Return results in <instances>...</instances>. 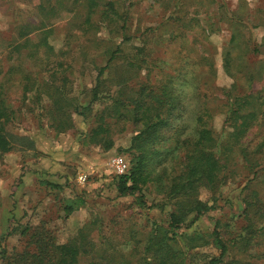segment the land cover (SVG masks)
Here are the masks:
<instances>
[{"label": "rangeland", "instance_id": "rangeland-1", "mask_svg": "<svg viewBox=\"0 0 264 264\" xmlns=\"http://www.w3.org/2000/svg\"><path fill=\"white\" fill-rule=\"evenodd\" d=\"M115 1L121 16L119 14L120 18L110 24L101 19L97 11L91 17L92 24L82 25L86 0H74V11H63L48 22L47 27L51 29L48 40L54 49L70 50L71 47L66 57L71 63L67 70L70 97L82 99L83 96L87 99L85 92L95 80V66H102L106 62L105 50L113 48L114 42L126 39L121 42L123 55L131 57L136 52L135 47L142 46L152 65L137 71L130 84L139 85L146 80L150 83L148 86L156 87L168 75H179L173 69L187 64L192 74L187 76L188 86H179L178 92L185 100L186 112L182 121L190 132L196 113L206 110L209 125L215 133L220 134L225 126V91L234 84V79L223 69L222 50L233 34L231 31L235 30L239 35L234 50L235 63L245 60L248 65L245 70H248L264 61V0ZM71 2L64 0L66 5ZM35 18V6L31 0H0L1 72L9 65L14 69L28 67L24 56L17 58L14 54L8 58L5 43L13 38L17 23ZM231 18L234 26L230 28ZM122 24L123 27H120ZM38 36L33 33L31 39L35 41ZM94 39L98 41L97 45L93 43ZM144 41L146 43L142 45ZM198 55H207L205 57L211 59L213 78L207 75L205 64L201 63ZM126 63L125 58L115 60L113 68L106 75V78L110 76L109 84L116 81L115 70L125 69ZM133 71L128 70L127 75H132ZM18 75L12 77L7 89V100L15 110L8 128L31 137L35 145L33 149H19L0 158L1 245L8 249L21 248L25 243V238L19 233L21 228H34L41 224L58 242H65L80 228L84 227L85 230L91 221L90 236L94 240H102L103 249L109 253L119 251L125 256L126 264H138L147 232L153 223L166 224L167 211L172 206L166 204L164 209L157 208L161 195L154 192L152 187L144 188L145 207H139L133 196H116L112 159L120 155L128 162V154L120 149L129 146L134 129L129 126L125 131L114 134V146L107 151L91 143H83L79 136L81 132L88 131L92 123L73 115V128L64 132L53 128L52 120L44 110L38 108L35 102L23 99L22 88L16 81ZM235 88L231 96L246 90ZM250 91L264 99V76L254 82ZM42 99L46 105L48 99L45 96ZM94 106L100 107L99 104ZM263 139L264 108L244 138L246 143L250 141L251 144L248 151H252L256 143ZM256 155L250 154L249 157ZM232 157L224 172L226 181L218 193L216 205L219 208L201 216L188 231L202 233L210 241L209 234L214 222L219 220L222 235L230 245L224 264L231 260L264 263V231L249 237V245L244 246L240 239L248 235L244 228L249 221L242 213L245 206L242 200L249 195L251 188L254 193L256 191V196L250 195L248 200L255 203L254 209L264 207V168L252 179V174L243 166L237 152ZM80 174L86 177L82 182L78 180ZM251 180L250 189H244ZM45 181L63 186L52 188ZM208 195L202 189L199 197L206 200ZM75 196L84 199L85 203L65 217L62 210L65 199ZM250 214L253 217L252 228L259 229L264 223V219L259 220L261 213L252 210ZM133 243H136V248H133ZM218 252L211 243H205L195 248L193 253L190 252L187 264H206L208 256L217 255ZM87 262L88 259L83 257L79 264ZM115 262L121 263V258L117 257Z\"/></svg>", "mask_w": 264, "mask_h": 264}, {"label": "trees", "instance_id": "trees-1", "mask_svg": "<svg viewBox=\"0 0 264 264\" xmlns=\"http://www.w3.org/2000/svg\"><path fill=\"white\" fill-rule=\"evenodd\" d=\"M31 1L35 6L36 21L27 19L17 23L13 38L5 43L8 58L14 54L17 58L24 56L28 67L19 66L14 69L9 65L4 72L0 71V158L19 149H33L35 145L31 137L8 128L15 113L7 100L8 84L15 74H19L16 81L22 88L23 99L35 102L38 108L44 110L50 116L53 128L61 132L73 128V115L92 123L89 130L81 132L79 136L83 143H91L107 151L114 146V134L125 131L129 126L134 129L135 134L131 137L129 146L120 149L129 156V168L122 175H114L116 196H133L139 207H145L144 188L152 187L154 192L161 195L157 208L164 209L166 204L172 206L167 211L166 224L153 223L147 232L138 264H187L190 252L193 253L195 248L205 243H211L219 251L217 255L208 256L206 264H224L230 245L222 235L219 220L214 222L209 234L210 241L208 236L188 230L201 216L219 208L216 205L218 193L226 181L224 172L232 161L234 152H237L243 166L252 174V179L264 168V139L256 143L250 152V141H244L264 108L261 95L250 91L254 82L264 76V61L248 70H245V60L236 64L234 50L239 35L235 30L231 31L233 34L222 50L223 69L234 79V84L225 91V126L220 134L215 133L207 119L209 113L205 110L203 113H196L194 127L188 132L187 125L182 121L186 112L185 100L178 94L179 86H188L187 76L192 74L187 64L173 69L179 75H168L156 87L148 86L150 83L146 80L139 85H131L130 80H133L137 71L152 65L142 46L135 47L136 54L131 57L123 55L121 42L126 39H120L119 42H114L113 48L105 50V64L95 66L97 73L92 87L85 92L87 99L83 96L82 99L70 97L67 70L71 63L66 57L71 47L70 50H55L48 40L51 29L47 26L49 20L56 18L61 12L74 11V0L70 5H66L64 0ZM84 7L85 18L82 25L92 24L91 17L97 11L107 24L121 16L115 0H86ZM232 26L233 18L229 19V27ZM33 33L39 35L35 41L31 39ZM93 43L97 45L98 41L94 39ZM142 43L144 45L146 41ZM205 56L207 55H198V59L201 63L204 62L207 75L213 78L212 61ZM117 58L126 59V68L116 69V81L109 84L110 76L106 78V75ZM128 70H134L132 75H127ZM235 86L246 90L231 96ZM44 96L48 99L46 105L42 99ZM256 100H260L257 105ZM96 104L100 107H95ZM250 154H257V157H249ZM252 181H248L244 189H250ZM45 182L52 188L63 186L57 182ZM202 189L209 193L206 200L199 197ZM250 195L256 196V191L254 193L252 188L242 200L245 205L242 213L249 221L244 228L248 235L240 238L244 246L249 243V237L264 231V223L259 229L252 228L253 217L250 212L254 210L261 213V221L264 219V207H256L255 210V203L248 200ZM84 203V199L77 196L65 199L62 209L64 216H70ZM90 223L91 221L85 230L84 227L80 228L65 242H58L43 224L34 228L24 226L19 231L21 237L25 238L21 248L8 249L1 245L0 239V264H79L83 257L88 259L87 264H126L125 256L119 251L109 253L102 248V240H94L90 236ZM8 233L11 234L12 231ZM133 244V248H136V243ZM117 257L121 258V263L115 262ZM226 264L264 263L231 260Z\"/></svg>", "mask_w": 264, "mask_h": 264}, {"label": "built area", "instance_id": "built-area-1", "mask_svg": "<svg viewBox=\"0 0 264 264\" xmlns=\"http://www.w3.org/2000/svg\"><path fill=\"white\" fill-rule=\"evenodd\" d=\"M112 170L117 175H122L127 172L129 163L120 155L113 157L112 159ZM86 177L82 174L78 176L80 182L84 181Z\"/></svg>", "mask_w": 264, "mask_h": 264}]
</instances>
